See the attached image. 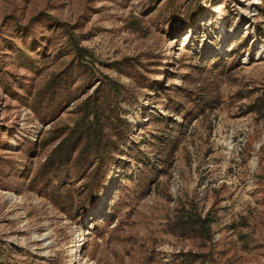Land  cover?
Here are the masks:
<instances>
[{"label":"rangeland","instance_id":"374dc122","mask_svg":"<svg viewBox=\"0 0 264 264\" xmlns=\"http://www.w3.org/2000/svg\"><path fill=\"white\" fill-rule=\"evenodd\" d=\"M261 99L264 0H0V264H264Z\"/></svg>","mask_w":264,"mask_h":264},{"label":"trees","instance_id":"16d2710c","mask_svg":"<svg viewBox=\"0 0 264 264\" xmlns=\"http://www.w3.org/2000/svg\"><path fill=\"white\" fill-rule=\"evenodd\" d=\"M91 100L87 99L85 104L88 106L90 104ZM259 102L263 103V110H264V100L261 99L259 100ZM84 104V105H85ZM257 104H254L251 109L252 111H255ZM95 109L98 108V106L94 107ZM93 108V110H94ZM92 110V109H91ZM89 110L88 112H86V115H95V118L98 119V117H100L102 115V111H100V113L97 111V109L95 111ZM81 123H83V121L78 122L76 124V126L74 127V129L68 134V136L61 142V144L56 148V150L53 152V155L50 157V159H54L56 156V162L57 165H62L66 164L70 159H71V152L73 151V147L75 146V142H77V140L79 139H83L84 141H86V145H94L95 149L97 152L102 151L103 147L106 145L104 142V129L102 127L99 126V128L97 129H84V125L81 126ZM94 128V127H93ZM63 160L65 159L66 162H64ZM58 159H60V161H57ZM68 160V161H67ZM50 163V162H49ZM61 166V167H62ZM59 167V166H58Z\"/></svg>","mask_w":264,"mask_h":264},{"label":"bare ground","instance_id":"6f19581e","mask_svg":"<svg viewBox=\"0 0 264 264\" xmlns=\"http://www.w3.org/2000/svg\"><path fill=\"white\" fill-rule=\"evenodd\" d=\"M189 45L190 43H187V42L184 43V46H189ZM11 145H16V141H12ZM79 246H82V245H79Z\"/></svg>","mask_w":264,"mask_h":264}]
</instances>
